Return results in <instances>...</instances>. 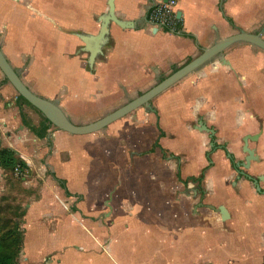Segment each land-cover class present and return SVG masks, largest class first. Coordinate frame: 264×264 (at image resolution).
I'll return each mask as SVG.
<instances>
[{
  "label": "crops",
  "instance_id": "obj_1",
  "mask_svg": "<svg viewBox=\"0 0 264 264\" xmlns=\"http://www.w3.org/2000/svg\"><path fill=\"white\" fill-rule=\"evenodd\" d=\"M154 1L115 0V15L135 29L111 23L92 69L78 35H97L107 0H0V48L34 94L57 100L84 125L72 116L100 119L218 40L264 24V0H176L180 19L172 33L149 22ZM224 58L229 65L213 61L153 99L151 110L139 108L86 136L53 126L35 135L29 127L40 130L42 116L17 104L0 72V149L28 167L19 183L0 168V199L8 185L25 194L17 264H264V195L245 179L232 186L222 149L192 128L202 117L229 152L226 142L257 133L260 119L263 132L252 146L261 163L249 174L264 173V101H255L264 97V53L236 44ZM85 109L92 113L77 115ZM230 132L238 139L225 138ZM201 171L202 201L189 180ZM167 174L175 182H166ZM207 205L225 207L228 219ZM83 238L78 253L67 251V242L76 247Z\"/></svg>",
  "mask_w": 264,
  "mask_h": 264
},
{
  "label": "water",
  "instance_id": "obj_2",
  "mask_svg": "<svg viewBox=\"0 0 264 264\" xmlns=\"http://www.w3.org/2000/svg\"><path fill=\"white\" fill-rule=\"evenodd\" d=\"M166 2L167 0H162ZM224 0H221L223 3ZM107 12L99 16L97 22L100 24V29L95 36L91 35H78L83 41L85 46L82 51L88 53L87 65L90 69L93 68L96 58L100 57L103 53L100 50L101 45L105 44L109 36V27L111 23H114L121 29H135V23L132 21H123L115 15V0H107ZM176 18L180 19V13L176 14ZM264 28L259 34L247 33L245 31H239L238 33L229 36L225 39L218 40L211 47L203 49L200 54L189 62L179 67L176 71L159 81L148 91L140 94L136 98L127 102L118 109L108 113L107 115L97 119L96 121L84 125L74 124L63 109L60 107L57 100L51 101L39 97L34 94L21 80L20 74L17 70L9 64L5 56L3 55L0 48V72L7 82L13 87L18 96H21L26 102H28L34 109H36L49 123L51 126L59 131H63L70 135L75 136H86L94 133H98L106 129L112 123L124 118L139 108H146L151 110V102L153 99L183 81L187 77L198 72L205 66L211 64L213 61H218L223 65H229L224 58V53L230 47L236 44H246L254 47L264 53ZM258 131L255 134H246L242 137L241 151L245 154L243 162L237 163V166H242L244 170L251 168V163H261L260 157L256 152L255 148H250L249 144H256L259 137L263 132L262 121L257 119ZM192 128L199 131L205 132L212 136L214 130L209 129L206 122L203 121L202 117H198L197 124L192 125ZM213 146V143H210ZM229 157V155H227ZM239 175L245 176L250 181L258 193L261 192L260 184L264 183V173L256 177L246 175L244 172H239ZM239 176L237 177V179ZM235 182H233V185ZM208 209L218 213L221 217L222 222L228 219V213L223 206L213 207L211 205L206 206ZM197 209V206L194 207Z\"/></svg>",
  "mask_w": 264,
  "mask_h": 264
},
{
  "label": "trees",
  "instance_id": "obj_3",
  "mask_svg": "<svg viewBox=\"0 0 264 264\" xmlns=\"http://www.w3.org/2000/svg\"><path fill=\"white\" fill-rule=\"evenodd\" d=\"M228 22L233 25L229 19ZM189 62V61H188ZM178 68L174 67L172 72ZM171 72V73H172ZM163 79V78H162ZM161 79V80H162ZM4 81L7 80L4 78ZM18 105H27L34 109L28 102H26L21 96H17ZM39 113L36 109H34ZM40 114V113H39ZM41 115V114H40ZM42 116V115H41ZM25 116L21 112V119ZM44 125L40 126V130H36L34 127H29L30 130L39 137L45 136L50 123L42 116ZM162 135V133H161ZM158 143L153 147L157 148ZM0 168L7 172L11 177H15L13 180L17 183L22 182L26 178L27 165L17 156L15 152L7 148L0 149ZM18 171V175L15 173ZM59 184L64 188V182L59 181ZM25 211L20 203H15L7 196H3L0 199V264H17L19 256L22 252L24 231L22 229L23 217Z\"/></svg>",
  "mask_w": 264,
  "mask_h": 264
},
{
  "label": "rangeland",
  "instance_id": "obj_4",
  "mask_svg": "<svg viewBox=\"0 0 264 264\" xmlns=\"http://www.w3.org/2000/svg\"><path fill=\"white\" fill-rule=\"evenodd\" d=\"M186 79H188V78H186ZM158 83V81H156V83H154V84H151L150 86H148L147 88H150L151 86H154L155 84H157ZM173 88H170L168 91H171ZM168 91H166V92H168ZM255 101H257V102H262V101H264V97H263V95L260 97V99L257 97V99L255 100ZM86 107H91V106H86ZM24 108H27V109H31V108H29V107H24ZM32 110V109H31ZM32 111H34V110H32ZM35 112V111H34ZM108 112H111V111H108ZM107 111L106 112H100V114H99V116L100 117H103V116H105L107 113H108ZM181 112H183V111H181ZM77 113H79V114H77V115H81V114H88V113H92V109H85V110H79ZM35 115H38V116H35L34 117V119H36V121L38 120V118H39V114H37L36 112H35ZM82 116V115H81ZM80 116V117H81ZM79 116H77V117H74V116H72V120L74 121V122H76V123H78V124H86L87 122H92V121H94V120H96L97 118H96V116H94V115H92L91 116V118L90 119H83V118H80ZM211 118L212 117H209V120H211ZM30 119H31V115H30ZM193 120H194V122H196V117H194L193 118ZM209 127H213V125L211 124V123H209V124H207ZM190 128V125L188 126V129ZM214 128V127H213ZM221 134V133H220ZM233 136V138L235 137V138H237L238 139V136H236V135H234L232 132H230L229 133V135H226L225 136V138H229V139H232L231 137ZM215 139L217 140V139H220V135H219V133H218V135L217 136H215ZM233 140V139H232ZM226 145L227 146H229V152L228 153H232V155L233 156H235V158H236V160H239V159H242V153L240 152V147H241V145H242V143H241V141L240 140H238V141H235V142H230V141H227L226 142ZM205 147H206V149L210 152V149L208 148V145H205ZM174 167L176 166V165H174V163H171ZM203 171H201V173H202ZM200 173V174H201ZM180 172H178V177L180 178ZM199 174V175H200ZM168 175V177L165 175V181L166 182H170V180H172V182H175L174 181V177H172V178H170V175L169 174H167ZM199 177V176H198ZM232 177H234V176H232ZM15 177H11V175H9V180L10 179H14ZM180 181H182V179L180 178ZM0 184L2 185V187H3V185H4V182H1L0 181ZM0 185V186H1ZM173 185H174V183H173ZM8 188H6V190L3 192V193H1V195H3V196H7V197H9L11 200H13L15 203H20V204H24V202H25V194L23 193V192H21V189L18 187V185H15L14 187H12L13 188V190L11 189V187L8 185L7 186ZM166 196H169V199H172L173 198V196H175L174 195V192H170V193H167V195ZM107 196H105V200L104 201H106L107 200ZM104 207V206H103ZM103 218V217H102ZM73 229L74 228H71L70 229V231H73ZM77 242H81V245L80 244H78V243H72V244H77L76 245V247H71V245H69L70 243H68L67 242V244H66V247H67V251H69L70 253H78V251L80 250V247H83L82 246V244L83 245H85V244H87V242L84 240V238L83 239H80V241H77ZM77 249V250H76ZM83 254H85V251L84 252H82Z\"/></svg>",
  "mask_w": 264,
  "mask_h": 264
},
{
  "label": "flooded vegetation",
  "instance_id": "obj_5",
  "mask_svg": "<svg viewBox=\"0 0 264 264\" xmlns=\"http://www.w3.org/2000/svg\"><path fill=\"white\" fill-rule=\"evenodd\" d=\"M264 28V24H262L261 26H260V28L256 31V32H253V34H259L260 32H261V30ZM239 31H242V30H239ZM238 31V32H239ZM248 33V32H247ZM262 37H264V34H263V36ZM264 39V38H263ZM209 129H212V130H214V134L212 135V136H210V134H208V136L210 137L209 139H210V143H213V148H220V149H222V151L224 152V154H225V157H226V159H227V161H228V165H229V168H230V170L233 172V174H234V179H233V181H232V186H233V182H235V184H236V182H238L239 180H241V179H245L246 181H248L247 180V178H245V176H242V175H239V172H244L246 175H248V176H251V177H256V176H258V175H251V174H249L250 173V170H251V168H252V166H253V164H258V163H254V162H252L251 163V168L249 169V170H244L243 168H242V166L240 165V166H237V163L238 164H240L241 162H243V159H244V157H245V154H243L242 153V151H241V149H240V152L242 153V159H239V160H236V158H235V156H233L232 154H230V153H228V151H227V149H226V147H225V145H217L216 143H215V136H216V131H215V129L213 128V127H209V126H207ZM215 143V144H214ZM242 143V142H241ZM251 144V145H250ZM249 144V147L250 148H254L253 146H252V144L253 143H250ZM242 147V146H241ZM212 148V149H213ZM215 151V150H214ZM227 155H229V157H227ZM206 157H207V160H209V162H210V155L207 153V155H206ZM239 176V178L237 179V177ZM180 179V178H179ZM189 180H191L190 182H192V183H195L196 185V187H195V191H196V193L197 194H199V197H200V200L202 201V199L204 198V186H203V184H202V181H203V172L199 175V177L198 178H194V177H191V178H189ZM249 183H251L250 181H248ZM234 184V185H235ZM252 184V183H251ZM262 184V183H261ZM260 184V185H261ZM253 185V184H252ZM253 187H254V189H255V186L253 185ZM260 189H261V187H260ZM194 190V189H193ZM256 190V189H255ZM188 192V191H187ZM192 193H193V191H191ZM257 192V191H256ZM258 193V192H257ZM259 194H263L264 195V190H262L261 189V192L259 193ZM200 205H202V204H200Z\"/></svg>",
  "mask_w": 264,
  "mask_h": 264
},
{
  "label": "built area",
  "instance_id": "obj_6",
  "mask_svg": "<svg viewBox=\"0 0 264 264\" xmlns=\"http://www.w3.org/2000/svg\"><path fill=\"white\" fill-rule=\"evenodd\" d=\"M176 0H155L149 9V22L157 28L176 33L179 20L176 18ZM18 175V171L15 176Z\"/></svg>",
  "mask_w": 264,
  "mask_h": 264
}]
</instances>
